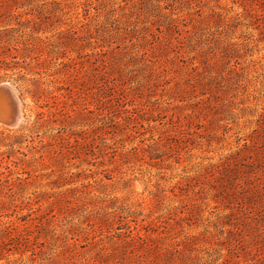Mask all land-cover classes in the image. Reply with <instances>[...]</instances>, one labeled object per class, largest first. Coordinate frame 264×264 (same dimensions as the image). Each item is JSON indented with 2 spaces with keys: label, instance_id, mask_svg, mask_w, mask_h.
<instances>
[{
  "label": "rangeland",
  "instance_id": "1",
  "mask_svg": "<svg viewBox=\"0 0 264 264\" xmlns=\"http://www.w3.org/2000/svg\"><path fill=\"white\" fill-rule=\"evenodd\" d=\"M0 32V213L55 216L0 264H264V0H0Z\"/></svg>",
  "mask_w": 264,
  "mask_h": 264
},
{
  "label": "trees",
  "instance_id": "2",
  "mask_svg": "<svg viewBox=\"0 0 264 264\" xmlns=\"http://www.w3.org/2000/svg\"><path fill=\"white\" fill-rule=\"evenodd\" d=\"M191 0H187V2H189ZM191 5V4H189ZM168 6H163L161 7L160 5H157L154 7V9H156V16H157V21H160V19H162L163 24L165 25V27L167 28V30L171 33L176 34V39L178 40V42L180 44H185V40H183L182 38V33H186L188 34V36H192V31L189 30L187 28V18L183 17V18H174L170 15V13H168V11H163V9H168ZM171 7H174L171 5ZM200 6H195L194 8H192L189 13L188 16L190 19L196 20L195 16L199 14ZM253 11V9H251ZM212 14H217L218 16H222V13L220 12H216L215 9H212ZM256 16H258L257 14H255ZM226 25L229 26V21H225ZM184 27V28H183ZM219 32V33H218ZM220 34V30H216V33L212 32L211 34L213 36H215L216 34ZM0 36H1V32H0ZM209 38V37H207ZM210 40V39H208ZM212 46V45H211ZM213 47V46H212ZM196 68V67H195ZM45 113L44 112H40L37 116H38V120L34 123V125L32 127H27V126H21L19 131H23V130H27L29 131V134H27L26 136H31V134L33 132H35V130L41 128L43 126V122L45 120ZM39 127V128H38ZM37 132V131H36ZM34 142V140H32ZM41 145H44L43 140H40L39 142ZM44 156L41 154L40 158H43ZM2 175H5V173H1ZM19 182H22L21 178L17 179ZM12 181H10L7 176H4L3 179H0V186H3L4 184L7 185V187L9 189H12L11 186H13ZM32 202L33 200L29 199V201L27 202L28 205L32 206ZM30 206V207H31ZM16 208H20L21 206L16 205ZM17 215L16 214V210L14 211L13 214H3L0 213V257L4 256V254L10 253V252H14V251H20V247H28V244L31 242V238H35L38 239V236L34 237V231L31 228V226L28 225V221L29 220H39V224L34 226L36 227L35 231L37 233H40V229L45 225V224H50L51 222V218H54L55 216L53 215V211L49 212L47 214V216H44L43 218H34V219H30L31 215H17L16 220H12L11 218L13 217V215ZM7 218L8 220L3 222V220H1V218ZM42 219H45V221L43 222ZM128 229H130L128 227ZM54 230H49V233H51L52 235V239L54 241H59V240H66L67 235H61V234H55L53 233ZM130 234L131 231H130ZM136 239H138L139 241L143 242L145 239H143V237L141 236V234L137 233V235L135 236ZM4 239V240H3ZM6 239V240H5ZM191 242V241H190ZM194 242V241H193ZM36 245H39V243H36ZM194 245L193 243H190V246ZM41 247H44V244H40ZM39 247V246H38Z\"/></svg>",
  "mask_w": 264,
  "mask_h": 264
},
{
  "label": "bare ground",
  "instance_id": "3",
  "mask_svg": "<svg viewBox=\"0 0 264 264\" xmlns=\"http://www.w3.org/2000/svg\"><path fill=\"white\" fill-rule=\"evenodd\" d=\"M0 93H3L6 95L4 105H5V108L7 110L8 115L3 120H6V121L10 120V122H13V121L18 122L20 120V107H19L20 104H18L16 102V98L13 97L15 95L13 90L8 85H2V86H0ZM11 94L13 96H11Z\"/></svg>",
  "mask_w": 264,
  "mask_h": 264
},
{
  "label": "water",
  "instance_id": "4",
  "mask_svg": "<svg viewBox=\"0 0 264 264\" xmlns=\"http://www.w3.org/2000/svg\"><path fill=\"white\" fill-rule=\"evenodd\" d=\"M3 122H5L8 126L10 127H17L19 125V122L20 120L17 122V121H13V122H10V120H2Z\"/></svg>",
  "mask_w": 264,
  "mask_h": 264
}]
</instances>
